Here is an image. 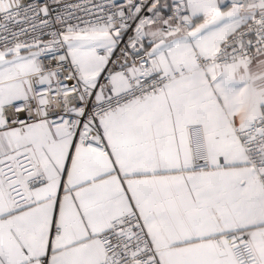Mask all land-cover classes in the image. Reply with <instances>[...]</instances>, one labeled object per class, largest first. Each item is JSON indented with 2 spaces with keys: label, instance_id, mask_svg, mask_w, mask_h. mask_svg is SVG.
<instances>
[{
  "label": "snow or ice",
  "instance_id": "snow-or-ice-1",
  "mask_svg": "<svg viewBox=\"0 0 264 264\" xmlns=\"http://www.w3.org/2000/svg\"><path fill=\"white\" fill-rule=\"evenodd\" d=\"M0 264H264V0H0Z\"/></svg>",
  "mask_w": 264,
  "mask_h": 264
}]
</instances>
